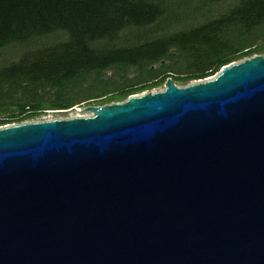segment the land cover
<instances>
[{
    "label": "water",
    "instance_id": "obj_1",
    "mask_svg": "<svg viewBox=\"0 0 264 264\" xmlns=\"http://www.w3.org/2000/svg\"><path fill=\"white\" fill-rule=\"evenodd\" d=\"M0 127V264H264V55Z\"/></svg>",
    "mask_w": 264,
    "mask_h": 264
},
{
    "label": "trees",
    "instance_id": "obj_2",
    "mask_svg": "<svg viewBox=\"0 0 264 264\" xmlns=\"http://www.w3.org/2000/svg\"><path fill=\"white\" fill-rule=\"evenodd\" d=\"M224 1L0 0V127L107 96L103 105L121 103L170 74L206 80L264 55V0L207 16ZM110 70L120 78L104 79Z\"/></svg>",
    "mask_w": 264,
    "mask_h": 264
},
{
    "label": "rangeland",
    "instance_id": "obj_3",
    "mask_svg": "<svg viewBox=\"0 0 264 264\" xmlns=\"http://www.w3.org/2000/svg\"><path fill=\"white\" fill-rule=\"evenodd\" d=\"M234 4V0H225L222 3H219L217 6L213 7L212 11L209 12V14H207V16H210L212 18H217L220 15H222L224 12H226L229 9V6ZM49 42H53V39H49ZM263 45V44H261ZM261 45H259L258 47H260ZM5 57L8 59V61H14L15 58L17 57L15 54L13 55V51H9L5 54ZM4 59V60H7ZM243 60H239L233 63H237V62H241ZM232 63V64H233ZM170 78L174 81V79H176L177 77H180L178 74H170ZM216 76V75H215ZM213 76V77H215ZM129 77L130 78H134L135 77V73L131 72L129 73ZM103 78L106 80H118L120 78L119 74L114 71V70H110L104 73ZM212 78V77H211ZM210 79V78H208ZM198 81H193V82H189V83H182V82H177L176 85H178L179 87H185L188 86L192 83H195ZM164 84L163 86L154 89L153 91H148V92H157V91H162L165 88ZM145 92V93H148ZM142 93V94H145ZM139 94V95H142ZM109 97V96H107ZM107 97H102L99 99H94L88 102H85L81 105H77L76 107H74L73 109L70 110H65V111H60V112H54V111H49L47 112V114H45L44 116H42L39 119L33 120V121H29V122H44V121H53V120H59V119H71V118H85V117H90L91 113L88 111H83L81 110V108H86V107H96V106H101L103 105V101H105V99H107Z\"/></svg>",
    "mask_w": 264,
    "mask_h": 264
}]
</instances>
